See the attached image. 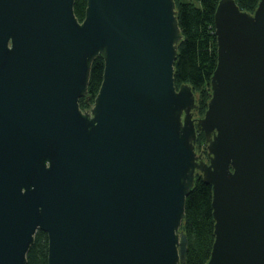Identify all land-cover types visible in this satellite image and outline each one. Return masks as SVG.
Segmentation results:
<instances>
[{
  "label": "water",
  "instance_id": "95a60500",
  "mask_svg": "<svg viewBox=\"0 0 264 264\" xmlns=\"http://www.w3.org/2000/svg\"><path fill=\"white\" fill-rule=\"evenodd\" d=\"M74 6L0 0V264H27L39 229L48 264L185 263L198 172L213 190L205 264H264V0H219L200 117L175 80L176 0H87L82 20Z\"/></svg>",
  "mask_w": 264,
  "mask_h": 264
},
{
  "label": "trees",
  "instance_id": "16d2710c",
  "mask_svg": "<svg viewBox=\"0 0 264 264\" xmlns=\"http://www.w3.org/2000/svg\"><path fill=\"white\" fill-rule=\"evenodd\" d=\"M242 9L254 11L259 0H236ZM219 0H176L178 17L183 33L175 61L177 86L190 83L196 93L205 91L199 101V111L206 110L211 97V77L218 62V40L215 27V11ZM75 12L79 19L86 13L87 0H75ZM104 57L98 55L92 64L87 97L94 99L103 79ZM84 101V98H82ZM201 135V136H200ZM199 139V140H198ZM200 144H206L204 132L198 133ZM197 146V144H196ZM212 185L196 174L193 189L186 198V216L181 229L188 236L186 262L179 264H205L210 258L214 242ZM48 235L39 229L28 252L27 264H48Z\"/></svg>",
  "mask_w": 264,
  "mask_h": 264
},
{
  "label": "rangeland",
  "instance_id": "374dc122",
  "mask_svg": "<svg viewBox=\"0 0 264 264\" xmlns=\"http://www.w3.org/2000/svg\"><path fill=\"white\" fill-rule=\"evenodd\" d=\"M196 93H197V102L202 100V94L204 97H206L205 91L197 90ZM203 115H204V111L197 110V117H200ZM200 148L203 149L207 153V141H206V144L204 143L200 144Z\"/></svg>",
  "mask_w": 264,
  "mask_h": 264
},
{
  "label": "flooded vegetation",
  "instance_id": "af4514ba",
  "mask_svg": "<svg viewBox=\"0 0 264 264\" xmlns=\"http://www.w3.org/2000/svg\"><path fill=\"white\" fill-rule=\"evenodd\" d=\"M207 158V156H205Z\"/></svg>",
  "mask_w": 264,
  "mask_h": 264
}]
</instances>
